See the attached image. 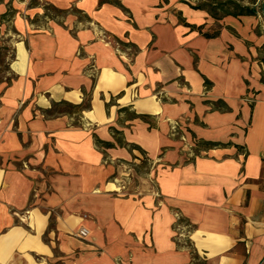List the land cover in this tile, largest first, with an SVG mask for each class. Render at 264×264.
<instances>
[{
  "label": "crops",
  "instance_id": "1",
  "mask_svg": "<svg viewBox=\"0 0 264 264\" xmlns=\"http://www.w3.org/2000/svg\"><path fill=\"white\" fill-rule=\"evenodd\" d=\"M192 5L0 0V264H264V23Z\"/></svg>",
  "mask_w": 264,
  "mask_h": 264
},
{
  "label": "rangeland",
  "instance_id": "2",
  "mask_svg": "<svg viewBox=\"0 0 264 264\" xmlns=\"http://www.w3.org/2000/svg\"><path fill=\"white\" fill-rule=\"evenodd\" d=\"M31 1H36V0H31ZM229 1L231 0H191V2H193L194 4H198V3H207L209 6H212L211 3H220V2H224L227 3L225 7H230ZM253 2L256 1V3H254V5L256 6V9L258 10L256 13V16L258 17V19L264 23V15H262V11L259 10V3H261V0H252ZM36 4V3H33ZM208 6V7H209ZM221 10H218V13L221 14ZM50 13V12H48ZM10 16H13V11L9 12ZM7 30L12 31L13 28L9 27L7 28ZM3 35L0 36V80H3V78L5 77L6 79H9L10 77L13 76V74H10L8 71V66H7V62L9 61V58H11L14 55L13 52V44H8L7 38H6V42L3 41ZM14 40V37H13ZM14 42V41H12ZM56 109H63V110H71L73 109V107L65 105V104H60L59 106H56ZM141 171H146L150 172L151 168L148 166V163L146 162L145 165L143 167H140ZM115 181H117L115 179ZM53 226V216L51 215L49 218V227Z\"/></svg>",
  "mask_w": 264,
  "mask_h": 264
},
{
  "label": "trees",
  "instance_id": "3",
  "mask_svg": "<svg viewBox=\"0 0 264 264\" xmlns=\"http://www.w3.org/2000/svg\"><path fill=\"white\" fill-rule=\"evenodd\" d=\"M227 3L224 2H220V3H215L212 6H209L207 3H198V4H194L192 5L193 8H206L207 11L214 17L218 18L220 15H224V14H233V15H237V14H255L257 9L255 6H241L238 3H228L230 4V7H225ZM259 5V10L262 11L264 9H262V5L261 3L258 4ZM209 6V7H208ZM218 10H221V14L218 13ZM8 12H10V10H7L5 13H3L1 15V18L4 17L5 14H7ZM217 34V32L209 34V33H205V36H212ZM205 82H208L205 80ZM96 143L98 145H108L110 144L109 142H104L100 139H96ZM201 145H217L220 144L218 142H213V141H200Z\"/></svg>",
  "mask_w": 264,
  "mask_h": 264
},
{
  "label": "built area",
  "instance_id": "4",
  "mask_svg": "<svg viewBox=\"0 0 264 264\" xmlns=\"http://www.w3.org/2000/svg\"><path fill=\"white\" fill-rule=\"evenodd\" d=\"M176 129V126L173 125L172 126V130L175 131ZM86 215H83V217H85ZM72 234L76 237H79V238H85L88 236L89 234V230L87 227L83 226V225H78L72 232Z\"/></svg>",
  "mask_w": 264,
  "mask_h": 264
},
{
  "label": "water",
  "instance_id": "5",
  "mask_svg": "<svg viewBox=\"0 0 264 264\" xmlns=\"http://www.w3.org/2000/svg\"><path fill=\"white\" fill-rule=\"evenodd\" d=\"M262 9H264V0H261ZM262 15H264V10H262Z\"/></svg>",
  "mask_w": 264,
  "mask_h": 264
}]
</instances>
